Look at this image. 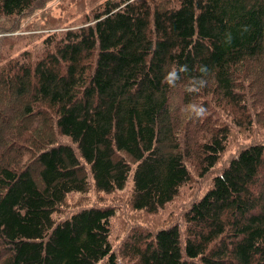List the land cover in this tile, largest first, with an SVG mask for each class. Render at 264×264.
Returning a JSON list of instances; mask_svg holds the SVG:
<instances>
[{
  "label": "trees",
  "instance_id": "obj_1",
  "mask_svg": "<svg viewBox=\"0 0 264 264\" xmlns=\"http://www.w3.org/2000/svg\"><path fill=\"white\" fill-rule=\"evenodd\" d=\"M39 1L0 0V15L14 24ZM99 5L92 24L52 32L41 56L0 49V264H121L115 206L70 209L68 196L129 188L134 209L156 213L192 165L212 177L186 211L187 235L176 222L134 238V263L264 264V142L220 165L235 123L211 109L247 129L264 120V0Z\"/></svg>",
  "mask_w": 264,
  "mask_h": 264
},
{
  "label": "rangeland",
  "instance_id": "obj_2",
  "mask_svg": "<svg viewBox=\"0 0 264 264\" xmlns=\"http://www.w3.org/2000/svg\"><path fill=\"white\" fill-rule=\"evenodd\" d=\"M103 0H40L31 5L13 24L12 17L0 15V49L14 50V53H21L23 50L30 52V55L41 56V49L45 48L49 42L52 32L58 34L60 39L67 30H76L83 25L94 22L93 16L96 8ZM20 47V48H19ZM2 53V52H1ZM3 54H7L3 52ZM216 104V103H215ZM214 108L216 110L214 111ZM212 111L222 119H227L232 124L230 129L229 141L221 160L223 165L238 154V152L253 142H264V120H254L252 125L245 122L236 121L229 110H224L217 105L211 108ZM0 120V123H3ZM216 126H221L215 122ZM192 178L182 188L181 192L170 203L159 209L156 213L146 210H136L132 207V191H121L113 197L112 194L103 195L94 189L89 193H72L68 196L69 203L66 208H77L84 204L95 203L97 205L115 206L116 213L111 218V228L113 230L112 242L119 253L121 264H135L132 256L126 251V245L131 243L134 238L147 239L153 235L154 230L164 225L176 224L185 230L187 235L188 222L186 221V211L196 200L199 193L208 187V180L212 175L202 177L201 171L197 166L192 165ZM90 196L88 197V195Z\"/></svg>",
  "mask_w": 264,
  "mask_h": 264
},
{
  "label": "clouds",
  "instance_id": "obj_3",
  "mask_svg": "<svg viewBox=\"0 0 264 264\" xmlns=\"http://www.w3.org/2000/svg\"><path fill=\"white\" fill-rule=\"evenodd\" d=\"M181 71H187V65H181L179 68L177 67H171L169 70L165 73L163 76V81L167 82L169 85L174 84L175 81L179 78V72ZM207 71L206 65H201L200 72L204 73ZM195 82L198 83L199 86H203L205 83V80L202 77L194 78ZM189 91L193 90L191 86L188 88ZM187 111L195 116L199 117L203 115L205 108L202 104H196V103H189L187 106Z\"/></svg>",
  "mask_w": 264,
  "mask_h": 264
}]
</instances>
